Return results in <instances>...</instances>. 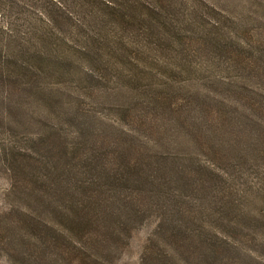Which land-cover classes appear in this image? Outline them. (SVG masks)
<instances>
[{
	"label": "rangeland",
	"instance_id": "obj_1",
	"mask_svg": "<svg viewBox=\"0 0 264 264\" xmlns=\"http://www.w3.org/2000/svg\"><path fill=\"white\" fill-rule=\"evenodd\" d=\"M62 1L54 25L53 0H0V264H264V0H172L140 29ZM111 146L213 185L174 184L161 228L89 211L80 155Z\"/></svg>",
	"mask_w": 264,
	"mask_h": 264
},
{
	"label": "trees",
	"instance_id": "obj_2",
	"mask_svg": "<svg viewBox=\"0 0 264 264\" xmlns=\"http://www.w3.org/2000/svg\"><path fill=\"white\" fill-rule=\"evenodd\" d=\"M77 2L80 3V7L89 11L88 14L95 16L97 25L108 27L117 25L121 28L136 26L137 29L143 25L153 26L152 24L168 23L169 21L162 14H165L167 8L175 5L172 0H77ZM62 3V0H53L54 9L50 11L48 19L54 25L59 20L72 21L71 15H64V11L61 10ZM205 5L208 6L206 3ZM100 37L101 39L105 38ZM87 39H90L91 43L97 44L98 47H102L99 37L87 36ZM101 54L98 50L96 55L101 56ZM101 144L108 148L107 143ZM92 149L95 151L94 147ZM127 149L129 150L123 146L117 150L116 147L111 146L110 152L103 150L99 154L80 155L81 163L88 167L89 176L91 175L83 183L96 190V193L90 191L83 196L89 211L91 208L100 206L103 207L108 218L117 219L119 222L122 218L128 219L132 225L149 218L151 214L157 216L158 213V217L161 218L157 219L156 224L161 228L166 221L165 218H162L166 212L163 210L164 207L166 204H173L178 198V194L175 195L174 184H179L189 190L194 189L192 192H200L207 187L204 186L206 184L213 185L214 179L209 177V173L208 175L201 173V166L196 161L185 164L180 160L182 158L175 154H135L136 150H140L138 148H135L134 153L128 154ZM130 150H134V148H130ZM66 152L67 146L61 153L65 154ZM202 166L204 167V165ZM210 167L214 166H208L207 170L215 171L216 176L223 172L217 166ZM61 170L54 175L55 177L50 182L57 193L64 192L66 194L67 187L64 179H61L63 177ZM11 177L14 176H10V179H12ZM39 178L35 181L45 183V178L43 180ZM95 217V214H90V219ZM159 228L157 230H161ZM224 242L228 244V241ZM216 247L219 250L224 248L220 243ZM219 250L217 251L219 252Z\"/></svg>",
	"mask_w": 264,
	"mask_h": 264
}]
</instances>
